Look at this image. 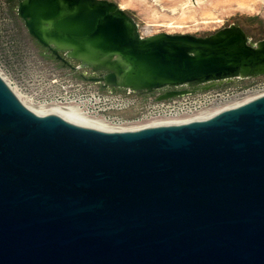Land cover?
<instances>
[{
    "label": "water",
    "instance_id": "water-1",
    "mask_svg": "<svg viewBox=\"0 0 264 264\" xmlns=\"http://www.w3.org/2000/svg\"><path fill=\"white\" fill-rule=\"evenodd\" d=\"M28 35L103 89L160 100L264 75L234 24L143 36L109 0H17ZM0 264H264V96L101 131L29 109L0 75Z\"/></svg>",
    "mask_w": 264,
    "mask_h": 264
},
{
    "label": "rangeland",
    "instance_id": "rangeland-1",
    "mask_svg": "<svg viewBox=\"0 0 264 264\" xmlns=\"http://www.w3.org/2000/svg\"><path fill=\"white\" fill-rule=\"evenodd\" d=\"M109 1L135 19L143 36L167 33L206 37L234 24L253 43L264 39V0ZM16 9L17 1L13 4L6 0L0 17V75L27 107L47 110L51 103L67 97V83L83 82L93 90L106 93L99 85L81 80L48 56L28 35ZM94 120L115 127L102 118Z\"/></svg>",
    "mask_w": 264,
    "mask_h": 264
},
{
    "label": "built area",
    "instance_id": "built-area-1",
    "mask_svg": "<svg viewBox=\"0 0 264 264\" xmlns=\"http://www.w3.org/2000/svg\"><path fill=\"white\" fill-rule=\"evenodd\" d=\"M6 8V0H0V17ZM232 85L225 83L209 90H199L172 99L160 100L162 92L141 94L121 91L102 93L87 84L67 83L65 94L52 104L78 107L91 118H102L110 126L140 127L152 123L169 122L173 125L201 119L208 113L237 107L264 96V75L253 79H236ZM251 100H248L250 99ZM248 100V101H246ZM49 106V105H46ZM235 107V106H234ZM236 108V107H235ZM145 128V127H144Z\"/></svg>",
    "mask_w": 264,
    "mask_h": 264
},
{
    "label": "bare ground",
    "instance_id": "bare-ground-1",
    "mask_svg": "<svg viewBox=\"0 0 264 264\" xmlns=\"http://www.w3.org/2000/svg\"><path fill=\"white\" fill-rule=\"evenodd\" d=\"M248 100H251V98ZM248 100H246V101H248ZM234 106L237 107L238 104L229 106V108H231V107L235 108ZM29 109H31L32 111H34L35 113L40 114V115L56 114V115L62 117L63 119L73 123V124L83 126V127H89V128H93V129H97V130H101V131H109V132L124 131V130H137V129H141L144 127H151V126L173 125V123L161 122V123H152V124H148V125H144V126H140V127H133V128L116 127V126L114 128H112V127H109L106 124H104L98 120H94V119L86 117V115L83 114L82 111L79 112L78 109L75 107H65V106H61L58 104H53L47 110L37 111V110L32 109V108H29ZM219 112H220V110L216 111V112L208 113L206 116H202L201 119L211 118Z\"/></svg>",
    "mask_w": 264,
    "mask_h": 264
},
{
    "label": "flooded vegetation",
    "instance_id": "flooded-vegetation-1",
    "mask_svg": "<svg viewBox=\"0 0 264 264\" xmlns=\"http://www.w3.org/2000/svg\"><path fill=\"white\" fill-rule=\"evenodd\" d=\"M38 44V43H37ZM39 45V44H38ZM40 46V45H39ZM41 47V46H40ZM43 48V47H42ZM44 49V48H43ZM45 50V49H44ZM46 51V54L48 55V56H51V55H49L48 54V52H47V50H45ZM52 57V56H51ZM52 58H54V57H52ZM57 62V61H56ZM57 63H59V62H57ZM62 67H63V64L62 63H59ZM69 66L70 67H65V68H67L73 75H78L80 78H81V80H83V81H86L85 79H87V80H90V79H96V78H98L99 77V75L97 74V73H94V72H92V71H90V70H79L78 68H77V66H78V64L77 63H75V62H72V61H69ZM86 82H89V81H86ZM90 83H92V82H90ZM237 82L236 81H231L230 82V84H232V85H235ZM93 84H95V85H99L100 86V88L104 91V92H106V93H116L117 91H113V90H111V89H103L102 87H101V85L100 84H96V83H93Z\"/></svg>",
    "mask_w": 264,
    "mask_h": 264
},
{
    "label": "trees",
    "instance_id": "trees-1",
    "mask_svg": "<svg viewBox=\"0 0 264 264\" xmlns=\"http://www.w3.org/2000/svg\"><path fill=\"white\" fill-rule=\"evenodd\" d=\"M16 1H17V0H10V3H13V4H14Z\"/></svg>",
    "mask_w": 264,
    "mask_h": 264
}]
</instances>
